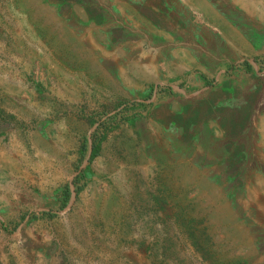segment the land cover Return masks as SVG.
<instances>
[{
    "label": "rangeland",
    "instance_id": "1",
    "mask_svg": "<svg viewBox=\"0 0 264 264\" xmlns=\"http://www.w3.org/2000/svg\"><path fill=\"white\" fill-rule=\"evenodd\" d=\"M0 264H264V0H0Z\"/></svg>",
    "mask_w": 264,
    "mask_h": 264
},
{
    "label": "crops",
    "instance_id": "2",
    "mask_svg": "<svg viewBox=\"0 0 264 264\" xmlns=\"http://www.w3.org/2000/svg\"><path fill=\"white\" fill-rule=\"evenodd\" d=\"M217 68V67H216Z\"/></svg>",
    "mask_w": 264,
    "mask_h": 264
}]
</instances>
